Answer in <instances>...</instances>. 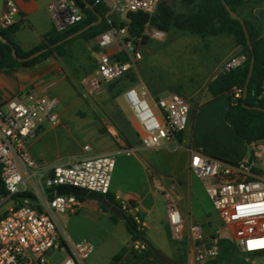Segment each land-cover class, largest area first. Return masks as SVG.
Listing matches in <instances>:
<instances>
[{
  "label": "built area",
  "instance_id": "2783aa9c",
  "mask_svg": "<svg viewBox=\"0 0 264 264\" xmlns=\"http://www.w3.org/2000/svg\"><path fill=\"white\" fill-rule=\"evenodd\" d=\"M109 8L107 16L117 17L118 24L97 38L98 57L90 90L113 82L128 73L142 58L135 40L129 35V15L154 14L161 0H98ZM57 30L62 31L80 22L83 15L72 0H58L49 6ZM19 7L14 0H5L0 17V30L18 22ZM145 31L164 40L166 34L147 24ZM126 59H118V56ZM245 56L230 57L223 70L243 64ZM222 70V71H223ZM264 96V82L262 84ZM234 97H242V89L234 88ZM123 98L138 125L142 146L158 149L177 145V136L185 132L190 107L176 93L158 98L149 104L145 92L127 89ZM55 99L28 95L0 100V168L5 193L0 194V264H85L94 246L88 240L71 242L60 227L57 215L71 214L81 200L73 194L57 195L61 187H75L101 196L111 191L116 167L114 155H93L89 146L84 155L73 156L65 163L43 169L30 153L31 141L37 138L43 124H61L53 113ZM250 158L237 163L223 161L197 150H190V171L207 181L206 193L224 224L229 227L238 249L246 254H264V141L250 145ZM14 200L13 204L5 207ZM168 222L173 239L186 245V254L193 264H210L220 254L216 241L209 243L199 224H187L178 202L165 194ZM121 210L127 219L144 230L147 224L137 206L123 201ZM143 253L147 246L136 241L133 246ZM60 255L59 259H54Z\"/></svg>",
  "mask_w": 264,
  "mask_h": 264
},
{
  "label": "rangeland",
  "instance_id": "374dc122",
  "mask_svg": "<svg viewBox=\"0 0 264 264\" xmlns=\"http://www.w3.org/2000/svg\"><path fill=\"white\" fill-rule=\"evenodd\" d=\"M162 1H166L176 14L191 13L199 4V0L195 4L185 0ZM164 33V40L153 38L150 31L144 32L147 36L145 41L135 40L142 58L131 69V76L136 79L131 87L140 93L145 92L152 105L168 93H176L188 102L190 111L185 130L188 145H191V141L194 147L217 155L243 151L237 135L224 119L223 108L217 102L202 105L208 98L207 83L222 71L226 61L222 65L220 62L237 46L235 39L226 35L201 38L175 31ZM79 55L77 51L72 53L73 57ZM95 62V58L85 54L76 65L73 60V66L68 67L69 85L64 83L50 94V97L59 99L53 113L61 120L60 126L54 128L56 133L46 138L51 157L60 155L63 158L80 152L86 145L97 147L99 143H117L116 139L119 138L129 146L132 138L142 145L141 133L133 130L128 121L133 120V114L123 98L125 91L120 88L121 85L109 82L90 90L89 82L95 75ZM42 128L51 126L45 122ZM247 149L250 158L251 146ZM173 151L174 144L159 149L155 155L167 158L169 162L175 161L179 169L182 156L179 151ZM259 168L262 170L264 164H259ZM187 182L177 181L169 195L180 205L190 207L193 223L203 227L209 236V243L216 241L219 244L221 240L232 242L231 256L222 263L217 260V264H264V254L250 255L238 249L229 227L224 224L206 193L208 182L193 175L188 177ZM85 239L95 246L92 255L95 261L105 258L115 250L117 244L107 239L105 232L97 227L86 232ZM60 257L56 255L54 259Z\"/></svg>",
  "mask_w": 264,
  "mask_h": 264
},
{
  "label": "crops",
  "instance_id": "0c3cea01",
  "mask_svg": "<svg viewBox=\"0 0 264 264\" xmlns=\"http://www.w3.org/2000/svg\"><path fill=\"white\" fill-rule=\"evenodd\" d=\"M14 1L20 11L16 24L18 29L14 38L24 51H29L40 45L44 36L56 28L49 6L58 0ZM4 3L5 0H0V17L4 11ZM240 14L252 21L264 36V0H247L240 9ZM97 38L91 41L78 39L66 46L67 54L64 57H51L33 68L19 69L13 72L0 71V100L5 101L13 97L26 98L28 95H34L55 99L59 104L57 97H50L51 92L64 83L69 85L68 67L73 66V60L75 61L74 65H76L77 61L85 54L89 57L92 56L97 62ZM73 51H77L80 55L73 57ZM236 55L244 56L240 46L234 47L232 51L224 55L220 64H224V61L229 59H227L228 56ZM215 78L216 76L207 83L208 98L202 105L217 102L218 106L223 108L224 113L228 106L226 96L215 98L208 91V84ZM169 94H165V96ZM128 121L132 129L139 133L134 117L132 121ZM54 128L56 127L41 128L39 135L30 145L32 157L43 169H51L65 163L73 156L85 154L84 146L80 152L68 154L63 158L60 155L51 157L46 138L56 133ZM236 137L240 141L239 144L243 151L225 153L224 158L231 162H240L249 158L247 147L250 145L238 136ZM177 139L178 144H174L175 151L172 153L179 151L183 157H181L179 169L175 165V161L169 162L167 158H160L155 155L156 151L167 147L146 149L141 144H137L133 138L130 140L131 146L126 145L125 141L120 138L116 139L117 143H99L97 147L86 146L91 148L93 155H114L116 157L110 193L115 197L118 205L120 206L121 202L127 201L137 206L147 224L145 233L159 248L177 264H193L191 259L187 257L186 245L173 239L168 222L165 194L172 192L177 181L187 182L188 177L193 175L189 167L190 150H197L209 155L214 153H208L194 147L191 141V145H188L189 141L185 132L181 134L180 139ZM187 185L191 194L189 182ZM179 207L187 224H195L190 207L180 204ZM57 220L71 242L76 243L85 240V233L97 227L105 232L107 239L117 243L115 250L101 261L92 259L95 252L93 245L94 250L85 264H159L150 256L136 252L133 248L134 242L127 223L110 211H104L101 204L94 200L86 198L81 200L80 205L73 213L58 214ZM183 261L185 262L183 263Z\"/></svg>",
  "mask_w": 264,
  "mask_h": 264
},
{
  "label": "trees",
  "instance_id": "16d2710c",
  "mask_svg": "<svg viewBox=\"0 0 264 264\" xmlns=\"http://www.w3.org/2000/svg\"><path fill=\"white\" fill-rule=\"evenodd\" d=\"M72 1L80 9L83 15L82 20L62 31L55 28L52 32L44 36L40 45L29 51H24L14 38V34L18 29L17 25L7 30H0V34L7 41V43H4L0 40V71L13 72L19 69L33 68L51 57H64L67 54L66 46L68 44L78 39H83L85 41L95 40L103 32L118 24L117 17L107 16L109 8L105 3L101 1L98 2V0ZM185 1L189 4H195L196 0ZM246 1L247 0H199L197 9L188 14H176L166 1H162L154 14L137 12L129 15V35L134 40L145 41L147 39V36L144 34L145 27L147 24H150L154 28L166 33L175 31L180 34L199 36L201 38L223 35L233 37L236 45L242 48L245 61L241 66L235 69L221 71L216 78L208 84V91L215 98L226 96L228 106L224 112L225 121L232 127L233 131L240 139L245 141L248 145H251L256 142L264 141V96H262V84L264 82V36H262V31L252 21L240 14V9L245 5ZM85 2L90 4L93 8H88ZM226 5L243 19L255 55V65L251 80L248 84L246 98H244V89L247 82L252 52L247 44L246 35L241 22L231 17ZM97 14L102 17V21L98 25L88 28L72 39L65 40L72 34L79 32L89 24L97 21ZM13 48L20 58H26L42 49H46V51L34 59L18 61L13 57ZM117 58L126 59L122 55ZM256 78H259L257 85L254 84ZM135 82L136 79L131 76V70L124 76L113 81L115 84H120V88L124 91L131 88ZM234 88L242 89L241 98L235 99ZM255 107H260L263 110ZM182 133H179L177 138L180 139ZM210 156L230 163H237L225 159L223 153ZM4 193L5 187L1 180L0 168V194ZM104 197L112 203L118 204L115 197L111 195L110 192ZM78 198L80 200L85 199L80 196H78ZM102 209L109 212V210L103 206ZM128 223L127 227L132 235L133 242L141 241L142 233H145V229H138L135 222L130 219H128ZM223 242L224 240H221L218 244L220 247L219 256L210 264H217L218 261L222 263L231 256L232 245L227 247L223 245ZM143 253L153 258V260L159 264H165L160 262L149 248Z\"/></svg>",
  "mask_w": 264,
  "mask_h": 264
},
{
  "label": "water",
  "instance_id": "95a60500",
  "mask_svg": "<svg viewBox=\"0 0 264 264\" xmlns=\"http://www.w3.org/2000/svg\"><path fill=\"white\" fill-rule=\"evenodd\" d=\"M85 4H86V6L88 8H90V9L93 8L90 4H88L86 2H85ZM226 7H227V10L229 11L231 17L233 19H236V20L241 22V24L243 26V29H244V32H245V35H246L247 44H248V46H249V48H250V50L252 52L251 62H250V67H249V72H248V77H247V82H246L245 89H244V98H246L248 84H249V82L251 80V77H252V74H253L254 65H255V55L253 53L251 40H250V37H249V34H248V30H247V27H246L243 19L238 14H236L228 5H226ZM97 17H98L97 21L89 24L84 29L80 30L79 32H76V33L72 34L71 36H69L65 40L72 39L73 37L81 34L85 30H87L88 28L98 25L102 21V17L99 14H97ZM0 40L2 42H4V43H7L6 39L1 34H0ZM45 51H46V49H42V50H39V51L33 53L32 55H30V56H28L26 58H20L17 55L16 50L14 48L12 49L13 57L16 60H18V61H28V60L34 59V58H36L37 56H39L40 54H42ZM258 82H259V78H256L254 84L257 85ZM255 108L263 110L260 107H255ZM66 194H73V195H76V196L84 197L86 199L94 200V201L100 203L101 206H103L104 208L109 210L112 214H114L115 216L121 218L126 223H128V219H127L126 215L124 214V212L121 210L120 206L118 204L112 203L110 200H108L104 196H101V195H98V194H94V193H90V192H87L85 190L78 189V188H75V187H61V188H59L57 190V195H66ZM13 202H14V200L9 202L2 209H4L5 207L13 204ZM141 241L147 246V248H149L153 252V255L160 262L165 263V264H177L171 258H169L146 233H142ZM223 245L229 247V246L232 245V242L229 241V240H224Z\"/></svg>",
  "mask_w": 264,
  "mask_h": 264
}]
</instances>
